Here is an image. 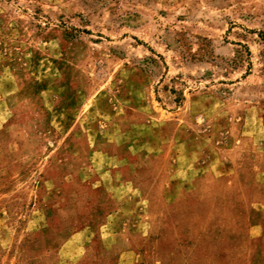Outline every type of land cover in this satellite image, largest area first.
I'll list each match as a JSON object with an SVG mask.
<instances>
[{
	"label": "rangeland",
	"instance_id": "rangeland-1",
	"mask_svg": "<svg viewBox=\"0 0 264 264\" xmlns=\"http://www.w3.org/2000/svg\"><path fill=\"white\" fill-rule=\"evenodd\" d=\"M0 264H264V0H0Z\"/></svg>",
	"mask_w": 264,
	"mask_h": 264
}]
</instances>
